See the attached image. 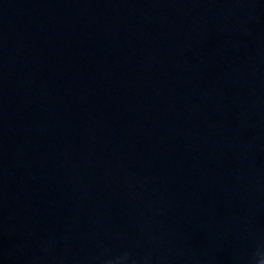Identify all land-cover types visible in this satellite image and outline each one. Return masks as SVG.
<instances>
[{
  "label": "water",
  "instance_id": "95a60500",
  "mask_svg": "<svg viewBox=\"0 0 264 264\" xmlns=\"http://www.w3.org/2000/svg\"><path fill=\"white\" fill-rule=\"evenodd\" d=\"M264 261V0H0V264Z\"/></svg>",
  "mask_w": 264,
  "mask_h": 264
},
{
  "label": "clouds",
  "instance_id": "9594fccd",
  "mask_svg": "<svg viewBox=\"0 0 264 264\" xmlns=\"http://www.w3.org/2000/svg\"><path fill=\"white\" fill-rule=\"evenodd\" d=\"M127 259V256L120 257L117 261L116 264H123V261ZM260 264H264V261H261Z\"/></svg>",
  "mask_w": 264,
  "mask_h": 264
}]
</instances>
